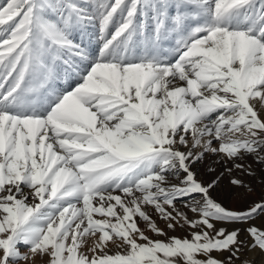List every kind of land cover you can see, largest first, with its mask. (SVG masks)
I'll return each instance as SVG.
<instances>
[{"label":"snow or ice","instance_id":"obj_1","mask_svg":"<svg viewBox=\"0 0 264 264\" xmlns=\"http://www.w3.org/2000/svg\"><path fill=\"white\" fill-rule=\"evenodd\" d=\"M258 173L264 0H0V264H253Z\"/></svg>","mask_w":264,"mask_h":264},{"label":"rangeland","instance_id":"obj_2","mask_svg":"<svg viewBox=\"0 0 264 264\" xmlns=\"http://www.w3.org/2000/svg\"><path fill=\"white\" fill-rule=\"evenodd\" d=\"M98 31L96 28L89 26L87 30V34L84 36V43L88 46L89 50H98ZM76 40L79 42L81 40V36L79 34H76ZM165 46H168L167 44ZM215 160L214 157H206L205 160L203 161L202 164L196 165V169L198 172V176L201 179H211L215 178L216 175H218L221 171H223V166L222 165H214L216 168V173H213L211 176L207 174L206 171V166H213V161ZM256 167V166H254ZM234 176H241V173L239 172H234ZM245 179L249 186L253 189L252 192L247 193L245 192L244 189H236L235 187L231 186L229 184V179L230 177L225 174L219 181L218 187L213 191V195L217 197L219 200H221L226 206L228 207H238L241 206L244 201L242 200L240 204H238L235 200L234 193L240 192L242 193L249 201L250 200H258L261 196L262 193H264V185L261 183V179L259 176V173L257 174L256 177L250 178V177H242ZM191 215V214H189ZM154 219H157L158 226L161 228L165 227V224L163 221H160L157 217L154 216ZM139 226L146 230V225L144 223H140ZM146 234L152 236L153 234L149 231L146 230ZM185 231L177 228L175 232H169V235H179L183 236L185 235ZM156 238V237H154ZM162 238V237H160ZM88 245L91 246V240L87 241ZM20 251L22 253L27 252V248L24 246L20 247ZM255 254V255H253ZM251 254L249 251L246 249L242 250V255H241V260L243 259H248L253 261V264H261V261L264 260V256H262L259 252H253ZM30 255V259L28 261L25 260H19L16 262V264H46L47 262V257L42 256L41 254L37 253L34 256ZM236 264H240V261H237Z\"/></svg>","mask_w":264,"mask_h":264},{"label":"bare ground","instance_id":"obj_3","mask_svg":"<svg viewBox=\"0 0 264 264\" xmlns=\"http://www.w3.org/2000/svg\"><path fill=\"white\" fill-rule=\"evenodd\" d=\"M251 254H253V252H250ZM253 255H255V254H253Z\"/></svg>","mask_w":264,"mask_h":264}]
</instances>
